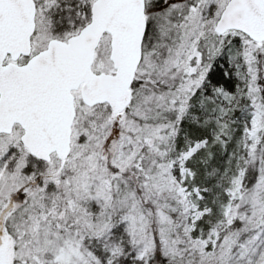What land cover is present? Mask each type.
I'll return each instance as SVG.
<instances>
[{
	"label": "snow or ice",
	"instance_id": "obj_1",
	"mask_svg": "<svg viewBox=\"0 0 264 264\" xmlns=\"http://www.w3.org/2000/svg\"><path fill=\"white\" fill-rule=\"evenodd\" d=\"M0 264H264V0H0Z\"/></svg>",
	"mask_w": 264,
	"mask_h": 264
}]
</instances>
